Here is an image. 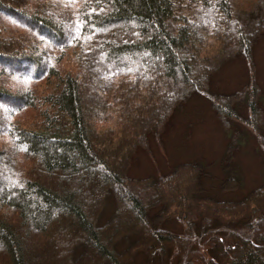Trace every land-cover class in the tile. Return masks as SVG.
Here are the masks:
<instances>
[{
    "label": "trees",
    "instance_id": "trees-1",
    "mask_svg": "<svg viewBox=\"0 0 264 264\" xmlns=\"http://www.w3.org/2000/svg\"><path fill=\"white\" fill-rule=\"evenodd\" d=\"M262 39L264 0H0V264H264V183L225 200L201 160L130 175L198 94L264 159ZM237 57L247 82L217 93Z\"/></svg>",
    "mask_w": 264,
    "mask_h": 264
},
{
    "label": "rangeland",
    "instance_id": "rangeland-1",
    "mask_svg": "<svg viewBox=\"0 0 264 264\" xmlns=\"http://www.w3.org/2000/svg\"><path fill=\"white\" fill-rule=\"evenodd\" d=\"M253 54L256 78L264 89V39L254 47ZM247 80L248 65L243 58L237 57L226 62L222 70L215 74L213 89L220 94L232 93L242 88ZM236 128L242 132V141L233 160L239 186L223 191L221 185L226 179L224 156ZM164 139L163 148L152 144V155L138 152L137 161L130 170L131 176L158 175L168 172L177 164L201 160L208 171L204 185L215 198L238 200L264 183L263 152L255 136L239 123H234L227 131L210 98L205 95L192 97L184 110L175 116L174 125Z\"/></svg>",
    "mask_w": 264,
    "mask_h": 264
}]
</instances>
